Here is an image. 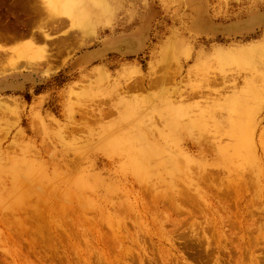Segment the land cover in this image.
Returning a JSON list of instances; mask_svg holds the SVG:
<instances>
[{
    "label": "rangeland",
    "instance_id": "1",
    "mask_svg": "<svg viewBox=\"0 0 264 264\" xmlns=\"http://www.w3.org/2000/svg\"><path fill=\"white\" fill-rule=\"evenodd\" d=\"M12 29L50 70L0 50V264H264V0H0Z\"/></svg>",
    "mask_w": 264,
    "mask_h": 264
},
{
    "label": "bare ground",
    "instance_id": "2",
    "mask_svg": "<svg viewBox=\"0 0 264 264\" xmlns=\"http://www.w3.org/2000/svg\"><path fill=\"white\" fill-rule=\"evenodd\" d=\"M32 24V23H31ZM44 24H45V26H44ZM44 24H42L41 22H39V26H37V29H41L42 28V30H44L45 28H46V26H48V24H47V22H45ZM83 24V23H82ZM84 25V24H83ZM30 33V32H29ZM27 33V34H24V32L23 33H19V31H16V30H13L12 29V31L10 32V34L8 35V36H0V50H3V49H7V47L5 46V45H9L8 46V48L9 49H7V50H11V54H12V57L15 59L11 64L9 63V66H8V64H6L8 67H7V70H8V68H10V69H17L18 67H20L21 66V68H22V65L23 64H18L17 65V61L18 60H20V59H22V60H24L25 62H23L24 64H26V66L28 65H30V67H39L41 64H43L42 63V61L43 60H45L46 59V65H47V67H45L44 69H49V62H48V58L49 57H47L48 55H47V50L44 48V47H42V46H38L37 45V43H40V40L42 39L40 36H38V35H34L33 33ZM42 34H44V33H42ZM45 37H47V36H45ZM45 37H44V39H45ZM5 47H4V46ZM5 49V52L7 51ZM255 50H257V49H255ZM4 51V50H3ZM258 51V50H257ZM1 52V51H0ZM4 52V54H6ZM254 51L253 50H251V51H249L247 54L248 55H250V56H254ZM5 56V55H4ZM0 57H1V55H0ZM2 58V57H1ZM8 61H10V60H8ZM19 62V61H18ZM21 62V63H22ZM37 63L39 64V65H37ZM0 65H2V64H0ZM5 65V64H4ZM6 65H5V67H6ZM51 65V64H50ZM3 66V65H2ZM25 66V67H26ZM28 66H27V68H28ZM42 66V65H41ZM40 66V67H41ZM39 67V68H40ZM43 67V66H42ZM36 68V69H37ZM30 69V68H29ZM46 69V70H47ZM38 70H40V69H38ZM50 70V69H49ZM2 71V70H1ZM4 71V70H3ZM47 72H49L48 70H47ZM46 72V73H47ZM51 72V71H50ZM45 73V72H44ZM6 105H4V103L2 104V103H0V109H1V112H2V108L4 109V110H8V108H7V106L5 107ZM208 119V118H207ZM197 122V121H196ZM200 122V121H199ZM208 123V122H207ZM210 123H211V121H210ZM131 137V136H130ZM129 137V138H130ZM141 139V138H140ZM130 140V139H129ZM140 141V140H139ZM248 145V144H247ZM245 146H246V144H245ZM247 147V146H246ZM247 151H249V149L247 150ZM242 152V151H241ZM245 153V152H244ZM246 154H248V152L246 153ZM251 154V153H250ZM249 155V154H248ZM252 155V154H251ZM143 156V155H142ZM247 156V155H246ZM239 160V159H238ZM243 161V160H242ZM32 187V186H31ZM37 188V187H36Z\"/></svg>",
    "mask_w": 264,
    "mask_h": 264
}]
</instances>
